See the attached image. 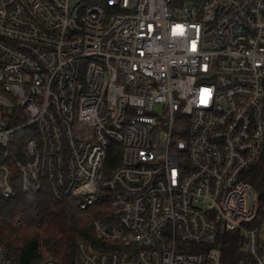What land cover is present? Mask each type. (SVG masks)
<instances>
[{"label": "built area", "instance_id": "obj_1", "mask_svg": "<svg viewBox=\"0 0 264 264\" xmlns=\"http://www.w3.org/2000/svg\"><path fill=\"white\" fill-rule=\"evenodd\" d=\"M263 156L264 0H0V195L112 212L72 264H264Z\"/></svg>", "mask_w": 264, "mask_h": 264}, {"label": "trees", "instance_id": "obj_2", "mask_svg": "<svg viewBox=\"0 0 264 264\" xmlns=\"http://www.w3.org/2000/svg\"><path fill=\"white\" fill-rule=\"evenodd\" d=\"M258 196V217L264 221V156L244 173ZM107 203L82 210L73 199L58 201L48 188L39 194L0 195V241L17 264H39L53 258L72 264L81 241L98 247L92 227L94 219L108 221ZM20 221V224L16 222ZM224 264H238L244 259V239L239 232L225 233L220 241Z\"/></svg>", "mask_w": 264, "mask_h": 264}, {"label": "rangeland", "instance_id": "obj_3", "mask_svg": "<svg viewBox=\"0 0 264 264\" xmlns=\"http://www.w3.org/2000/svg\"><path fill=\"white\" fill-rule=\"evenodd\" d=\"M17 223V222H16Z\"/></svg>", "mask_w": 264, "mask_h": 264}]
</instances>
